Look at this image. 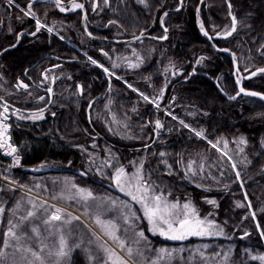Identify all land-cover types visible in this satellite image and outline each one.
Segmentation results:
<instances>
[{
	"label": "rangeland",
	"instance_id": "374dc122",
	"mask_svg": "<svg viewBox=\"0 0 264 264\" xmlns=\"http://www.w3.org/2000/svg\"><path fill=\"white\" fill-rule=\"evenodd\" d=\"M16 2L21 8H26L28 0H16ZM80 2H85V0H80ZM92 2H95V0H88L86 3V9L88 10L87 21L83 19V12L81 10L70 11L68 13L72 15L66 16L59 14V10L55 8L54 4H43L39 6H35L34 4L33 10L37 12L42 22L50 27H54V32L51 34H49L46 29H42L35 40H43L45 35L48 40L52 39V35L57 36L59 39L60 36H63L64 39H60L63 43L73 47L86 59L87 56H91L98 60L99 63L103 64L111 71H114L116 75L109 77L99 69L93 71V66H87L88 64L85 65L81 63V65L76 68L74 66H69L64 61L56 59L55 61H47L37 68L36 71L39 73V84L44 87H52L54 97L58 95V93L61 95L57 96V101L53 104L55 108L46 110L44 117H48L59 107L66 109L67 113L68 111H73L78 115V113L81 112L82 106L85 107L87 103L89 106L90 102L96 97L90 90L94 85L93 83L97 82L101 84L102 89L105 83H107V87L103 93L98 94L99 97L93 101L91 106V122L93 119L97 126L95 129L82 128L80 132L83 133L87 130V133L73 140V144L80 155L78 166L74 168L75 173L54 172L53 170L55 169L66 170L68 167H71V164L48 161L32 167L31 169L34 174L25 178L26 184L14 185L13 190L8 188V182L4 180L0 181V186L3 187V191H0V207L5 209L3 216L0 217V250L7 252L9 254V260L11 261L13 249L11 247L4 249L3 245L5 238L4 233L7 232L9 227V219H11L13 223H20V217L25 216L27 211L32 207L29 203V199L35 201L37 204L47 200L29 193L28 190L35 191L50 199H52L53 196H57L55 201L59 203L62 202L63 205L73 209H65L47 200L48 204H55L57 207L65 209L66 213L70 212L80 217L79 220L72 221L70 226L71 235L68 236L70 245L78 243L82 238L84 241L82 247H88V241L95 240V237L92 235L93 231L103 235L99 226L95 223V216L97 213H100L103 219H116L118 223L123 225L124 221L120 217L119 207L109 211L111 205L107 202L106 198L112 197L117 199V201L130 200V198L126 197L124 193H121L112 185L107 177H102L100 173L96 171V165H99L101 160L108 156L107 150L110 149L113 157L118 159L119 163L125 166L129 172L134 170L129 164L130 161L135 160L137 164H139V162L143 160L145 173L151 172L152 180H156L164 185L165 191L171 189L173 193L172 199L178 197L183 202L186 197L191 198L200 210L202 216L207 215L210 211L218 212V215L214 218L225 228V232L227 233L226 236L189 237L186 240H170L160 236L158 233L153 234L146 231L145 234L148 237L149 248L145 256L148 264H151V261L155 260L158 255L161 257L158 264H260L259 260H253L251 256L264 254V238L259 236L260 229L255 227L256 221H260L261 224L264 225V212L260 211V209L264 207V181L260 182L256 180L248 182V179L255 176L257 171L264 172V145H261V140L264 139V105L254 100V98H251L252 96L241 94V96L236 98L240 103H244V101L247 102L248 110L251 109L254 113L251 120L254 119L256 121L255 124H258L260 127L262 126L261 135L257 138H254V136L250 134L251 132L240 127L230 130L225 129L222 132L221 128L219 130L218 127H213L211 131L208 130L207 124L203 122L207 118L206 116L210 114L209 109L214 103L213 100L206 101L202 94H196V96L192 97V94L189 95L191 89L189 90L187 86L181 84L175 89L173 96L176 97V100L174 105L167 109L178 117V119H173L172 116L167 115L166 111L161 109V106L159 109L156 108V111L150 112L153 109L151 108L153 106L151 99L159 95V89L162 88L166 82L168 83V87L164 94L168 91L169 85H171V82L174 80H180V78L184 79L193 71H203L207 69L206 67H209L208 62L211 59L213 60L214 54L203 48L197 53L192 51L193 53L195 52L192 64L190 63V58L188 61L187 55L183 56L177 54L176 49L178 51L177 47L179 44L184 43L188 45L190 43V39H184L185 37H183L188 34L183 20L168 23L167 19L169 16H164L163 19L165 23L163 25L160 23L162 32L160 33L157 31V33L152 34L150 31L153 30L156 16L155 18L150 17V19H148V12L147 14L145 12L146 9L151 11L154 8V3L151 4L150 7H145L140 4L138 0H109L110 6H106L103 0H99L100 8L97 9L96 12H92L90 8ZM163 2L165 4L167 1L163 0ZM65 3L67 4L68 0H65ZM191 3L192 0H184V7L182 9L185 10ZM147 4L149 5L148 2ZM164 4H162V6ZM177 7H179V1L178 3L176 2V8ZM45 10H47V16H45ZM0 12L2 14L0 29L4 30L5 35H11L13 38L10 42L4 43L3 46H11L20 42L23 44L25 34L22 36L19 34L22 33L23 26L26 27L24 23L32 18L24 16L19 8H10L7 4V0H0ZM76 12H78V14ZM252 14L253 13H251V15ZM109 20L118 21V23L109 25ZM160 20L161 16L159 22ZM200 20L203 21L201 8ZM228 24H230V17L226 15L215 21L217 30H221ZM33 27L35 28V26ZM165 27L168 28V38L165 41L139 39L128 44L102 41L95 43L97 40H93L87 35L88 32H91L92 36L122 39L144 32L151 35L163 36V29ZM240 27L241 26L238 25V33H234L233 36H238ZM33 31H35V29L26 32L30 33ZM57 33H59V35H57ZM97 33L100 34L98 35ZM176 38L178 40V45L176 43H171V40H175ZM174 40L172 42H174ZM100 49L108 52L109 55L107 57L104 56ZM53 52L59 54L61 51L60 49H54ZM85 53H87V56ZM61 54L69 55V53L63 52H61ZM136 54L144 57V62L139 68L133 69L128 67V61L136 62ZM201 56L206 57V59L202 63L197 64L196 61ZM70 57L79 58L75 53H71ZM240 59L241 65L243 66L241 67L240 65L241 76L255 71L256 68L259 67L252 58L248 60L247 57L240 56ZM170 61L175 65V68L170 67ZM113 63L118 64L119 67L113 68ZM53 65H60V67L56 68L53 67ZM245 67L249 69L248 72L244 71ZM6 69H8V67L6 66L4 58L0 57V93L7 97L16 94V96L14 95L13 97H19L24 103H29L31 106H40L44 103L36 98L41 95L45 96L46 102L47 96L49 95L43 90L39 91L34 89L31 85L29 91L33 93V96L27 98V102H25L27 93L22 89H17L15 86L18 80L21 79L26 83L29 82L19 74L15 80H11V84V82H8L10 77L7 76ZM47 69H50L48 73L49 79L41 84L43 80L42 72ZM83 69L87 73L88 80L86 76L84 78L80 75ZM177 69V74L172 75L173 71ZM53 75L57 77L54 84L51 82V77ZM223 76L224 75H220L219 79H217L218 88H224V92L230 96L235 95L236 92L228 88V84L226 85ZM69 77L71 78L69 79ZM117 77H121L122 79H118ZM152 80L153 84L151 83ZM125 81L131 83L135 88H138L148 95L150 98L149 101L143 100L138 92L129 89ZM248 81L255 85L259 81L261 83L264 81V73H257L256 76L250 77ZM109 83L112 85L111 91H109ZM77 84L85 85V91L82 95L78 92L76 87ZM67 103L69 104V108L64 107ZM243 105L238 107L241 115H244V112H246V110H243ZM133 109H135V111ZM156 119H159L163 125H167L166 128L163 127L164 130L169 129L168 131H170L173 127V122H177L176 124L179 126V129L177 127L178 131L176 129L175 131L173 130V132L165 134L159 133L157 135V132H155ZM179 120H184L185 123L190 124L198 131L204 129L208 139L214 142L220 140L219 148L223 149V151H227L232 157V160L224 156L222 151L212 148V146L207 143V140L196 137L190 129L183 127L179 123ZM14 122H16L15 116L12 120L13 125ZM22 122L32 123L34 121L24 120ZM77 123V119H75V124ZM125 125H127V127H125ZM151 126H153L154 129H152ZM163 128L156 131H161ZM251 128L252 127H250V130H252ZM13 129L14 126L10 130L11 136ZM77 130H79L78 126H76L74 131ZM65 132L66 133L63 135L59 132L57 138L59 137L61 140L64 139L65 143L69 144V132ZM240 136L245 137L248 141L247 145L239 146L244 148V152L242 153L239 151V147L236 143V140H238ZM222 137L228 140L227 148H224L223 140L220 139ZM93 143L96 144V147L92 146ZM78 145H83L84 148L87 149V152L83 151ZM160 152H165L167 154L165 159L172 164L174 170L173 175H167V169L160 162ZM89 154H91L92 159L96 162L95 165L91 167L88 163ZM260 156L262 159H260L259 162L257 159L260 158ZM202 157H206V159H202ZM189 160L196 161L193 167L199 168L201 164L204 165V171L200 172L194 179H189L185 176V169ZM177 161L180 162L177 163ZM233 162L236 164V168H232L231 165ZM3 167L4 165H2L1 162L2 176L12 172L13 168H11L10 172H5ZM236 171L240 172L239 179L235 176ZM221 172L224 173L223 176H221ZM91 181H93V183H91ZM188 182H192L189 184L194 186L189 192L187 186ZM66 184L67 188L65 187ZM71 184L88 188L94 193L95 200H90L88 202L87 209L83 201L66 198L76 194L75 189L71 188ZM197 184H203L210 190L206 191L203 187H197ZM224 184H228L229 187L225 189ZM19 185H26L27 187L22 188L19 187ZM37 185H39V187H37ZM62 191L64 192V196H60ZM245 193H247V198H245ZM3 196L5 198L4 201L2 200ZM204 196L216 199L219 203V208L214 210L213 206L205 203L202 199ZM12 198V205L8 206ZM17 201L21 202V207L13 214L12 209L15 208ZM101 201H104V203L101 204ZM237 201L243 204L244 207H237ZM249 201H251V208L247 206ZM98 205L100 206L98 207ZM133 207L137 210L139 209V205L134 203ZM74 209L86 217L93 227L76 213ZM252 212L256 213L255 220L251 216ZM245 216L248 218L244 219ZM42 219L43 217L41 220L35 221L41 228L40 238L35 237L31 232V224L24 222L22 230L28 232L29 236L32 237L30 240L23 241L26 247L30 246L35 250H39V240L41 239L50 246L58 243V235L49 237L48 232L42 224ZM225 220H227L226 225L224 224ZM146 223V221H143L144 225H146ZM244 230L250 233L248 237L243 236ZM65 234L68 235V226H65ZM119 235L126 240L129 246L136 247L134 244L136 237L131 231L124 233L123 229H121ZM104 238L108 240L111 246L115 247L110 239L107 237ZM204 245L208 247L204 248ZM91 248L93 254H97L95 244L91 245ZM161 248L169 249L170 254H160L158 250ZM173 249L175 252L171 251ZM245 250H248V252ZM225 254H227V259H225ZM77 255L84 257L85 264H89L81 249H76L73 252L72 261ZM20 256L21 254L17 252L16 259L19 260ZM136 259L140 260L139 257Z\"/></svg>",
	"mask_w": 264,
	"mask_h": 264
},
{
	"label": "snow or ice",
	"instance_id": "6c2138e0",
	"mask_svg": "<svg viewBox=\"0 0 264 264\" xmlns=\"http://www.w3.org/2000/svg\"><path fill=\"white\" fill-rule=\"evenodd\" d=\"M80 2V0H68V3H65V0H28L26 8H21L20 5L16 2V0H7V4L10 8H19L20 11L24 14V16L31 17L35 20V31L27 33L31 36H36L37 33H40L42 29H46L49 34L54 32V27L48 26L46 23L42 22L40 17L37 15V12L34 11L35 3H53L55 8H57L60 12L66 13L69 11L81 10L83 12V19L87 21L88 19V10L86 9V3ZM138 2L145 7H148L147 0H138ZM227 4V15L230 17V24L225 25L221 30H217V26L215 24L212 25L211 33L208 29H206L203 21L199 20L200 8L196 9V15L198 18L199 29L200 32L209 40L213 41L214 38H224L227 39L232 37L234 33H238V25L243 28H247L251 30L252 25L247 23L246 21L250 18L251 13L246 14L245 17L239 18L234 13L233 8L234 5L232 0H225ZM104 5L110 6L109 0H103ZM200 3L203 4L204 0H200ZM184 7V0H179V7L176 11H180ZM90 8L92 12H96L97 9L100 8L99 0H95L90 4ZM47 10H45V16H47ZM165 17L169 15L167 11L163 14ZM118 21L109 20L108 24H116ZM161 25L165 23L164 19L160 20ZM11 30V29H10ZM164 35L157 37V39H167L168 28L165 27L163 29ZM25 33H20L22 36ZM59 35V33H57ZM88 36H92L91 32L87 33ZM144 35V32H141V37ZM141 37L133 36L134 40H139ZM60 39H64L63 36H60ZM253 42L255 43L257 37H252ZM214 48L215 44L212 45ZM219 51L228 52L231 55L233 64L235 65V72L237 74L236 84L239 86L238 91H236L235 95L228 96L230 100H236L237 97L241 96V94L245 96L252 97H260L264 99V92L259 91H249L247 88L243 86L242 81L245 77L240 75V66L238 64L237 53L232 51L230 48H222L218 49ZM104 56H108V52L100 49ZM251 52V48L248 50ZM258 52L261 56H264V38H261V42L258 46ZM87 56V53H85ZM137 55V61L131 62L128 61V67L136 69L139 68L140 65L144 62V57ZM251 56H248L247 59L251 60ZM87 59L91 62L92 65H98L101 69H103L104 73L108 74L109 77L115 76L116 73L111 71L109 68L105 67L103 64L99 63L98 60L94 59L91 56H87ZM206 57L201 56L196 63H202ZM53 67L59 68L60 65H53ZM113 68L119 67L118 64L113 63ZM170 67L175 68V65L170 61ZM167 70V69H166ZM177 71H173L172 75H176ZM245 72H248L249 69L245 67ZM28 70L25 69L24 74L27 75ZM50 69L44 70L42 72L44 81L49 79L48 73ZM257 73H264V67H258L255 71L250 72V76L254 77ZM71 77H69L70 79ZM118 79H122L121 77H117ZM31 79V77H29ZM57 77L52 76L51 82L54 84ZM125 84L129 89H132L135 92L139 93V96L145 100L149 101V96L144 92L140 91L138 88H135L134 85L125 81ZM17 89H22L27 93L25 98V102H27V98L32 97L33 93L29 91L30 84L26 83L24 80H18L16 86ZM79 94H83L85 91V85L77 84L76 85ZM90 87V85H89ZM109 91H111L112 85L109 83L108 85ZM168 87V83L166 82L162 88L159 89V95L151 99V103L155 104L157 109L160 108V104L157 102L158 100L163 99V94ZM221 92H224V88H220ZM47 93H53V88L48 87L46 89ZM227 95L226 92H224ZM39 101L45 102V96L41 95L36 97ZM173 102H175L176 97H172ZM52 101L49 99L44 107H38L35 110L28 112L27 110L15 107L14 105H10L9 101L4 98V96H0V153H2L6 158H11V163L7 165L4 169L5 172H10L11 168L21 166V155L20 148L17 144L13 142L10 130L13 127V123L11 122L12 116L16 117V125L19 126L20 121L31 120L37 121L44 119V113L47 110V104ZM91 104H89V108H91ZM135 111V109H133ZM166 114L172 116L173 119H178L170 110H165ZM206 114V113H205ZM52 116H55L56 113L52 112ZM179 123L185 127L190 129L191 132L195 134L196 137L207 140V143L212 146V148L217 149L218 151H222L224 156H227L229 160H232V157L228 154L227 151H223V149L219 148L220 140L213 141L208 139L205 135V130H197L193 128L190 124L185 123L184 120H179ZM127 127V125H125ZM164 125L161 123L159 119L155 120V129L158 130L163 128ZM87 131V130H85ZM157 131V135H158ZM223 140L224 148L228 147V140L226 138H220ZM237 146L247 145L248 141L245 137L240 136L238 140H236ZM261 145H264V139L261 140ZM93 147H96V144L93 143ZM83 151L87 152V149L84 148L83 145H78ZM147 147V146H146ZM108 156L101 160L99 165H96V171L100 173L102 177H107V179L114 185L121 193L130 200H119L107 197V202L110 203L111 208L115 209L119 207L120 209V217L123 219L124 224L121 225L117 222L116 219H103L100 213H97L95 216V223L99 226L103 235L93 231L92 235L95 237V240L88 241V247H82L84 244L83 239L76 244H69L68 236L71 235V224L72 221L79 220L80 217L73 215L72 213H66L65 209L61 207H57L55 204H48L47 200L41 201L37 204L35 201L29 199V203L32 205L31 209L27 211L25 216L20 217V223H13L11 219H9L8 230L4 233V249L11 247L13 252L11 254V261L9 260V254L4 250H0V264H72V255L76 249H81L89 264H148L147 258L145 256L146 251L149 248L148 237L146 236V231L151 232L153 234H159L160 236L166 237L170 240H186L189 237H212V236H226L225 228L217 222L214 218L218 215L216 211H210L207 215L202 216L200 210L194 203L191 198H185L183 202L180 198L172 199V191L171 189L165 191V186L159 183L156 180H152V173L144 171V161L141 160L139 164L135 160L130 161L129 164L133 167V171L129 172L125 166L119 163V160L114 158L111 150L108 149ZM239 151L244 152L243 147H239ZM155 155V154H154ZM165 152H160L159 156L161 158V164L165 166L167 169V175L171 176L174 174L173 166L168 162ZM202 159H206V157H202ZM180 161H177L179 163ZM71 164V161H69ZM89 166L95 165V160L92 159L91 154H89ZM196 164L195 160H189L187 167L185 169V176L189 179H194L199 175L200 172L204 171V165L201 164L199 168L193 167ZM43 166V165H42ZM232 168H236V164L232 163ZM110 170V171H106ZM86 174V173H85ZM221 176L224 175L223 172L220 173ZM235 176L237 179L240 178V172L236 171ZM4 181L8 182V188L13 190L14 185H18V181L13 179L10 175L3 176ZM162 179V177H161ZM19 187L25 188L26 185H19ZM39 187V185H37ZM67 188V184L65 185ZM197 187H203L206 191L210 189L207 188L203 184H197ZM229 187L228 184H224V188L227 189ZM71 188L75 189L76 194L73 196L66 197L67 199H78L84 202L85 208L88 207V202L90 200H95V195L92 190L84 187H79L76 184H71ZM0 191H3V187L0 186ZM60 196H64V192L60 193ZM245 198H247V193H245ZM53 200L57 199V196L52 197ZM202 199L208 205L213 206V209L219 208V203L214 198H209L207 196L202 197ZM104 201H101V204ZM133 203L139 205V209H135L133 207ZM237 207H244L239 201L236 202ZM100 205H98L99 207ZM249 208L252 207L251 201L248 202L247 205ZM21 207V202L17 201L15 208L12 209L13 214ZM42 210V211H41ZM261 212H264V207L260 209ZM5 209L0 207V217L3 216ZM39 213V215H38ZM252 218L255 220L256 213H251ZM45 230L48 232V236L58 235V243L50 246L45 243L43 239L39 240V250H35L30 246H25L23 241L32 239L29 236L28 232L23 231L24 222H28L31 224V232L35 235V237H41V228L39 225L35 223L36 220H41ZM248 217L245 216L244 219ZM143 221H146V225L143 224ZM224 224H227V220L224 221ZM143 225V226H142ZM65 226H68V235L65 234ZM255 227L260 229L259 236L264 238V225L261 224L260 221H256ZM123 229L124 233H128L131 231L136 237L134 240V244L136 247L129 246L124 238L119 235ZM19 230V231H17ZM250 233L247 230H244L243 236L248 237ZM104 237L110 239L115 247L111 246ZM12 241V242H10ZM95 244L96 253L93 254L91 245ZM207 245H204V248H207ZM119 249V251L117 250ZM175 252V250H171ZM231 251V250H229ZM248 252V250H245ZM19 252L21 254L20 259H16V253ZM160 254L169 255L170 250L166 248H161L158 250ZM139 257L140 260L136 258ZM161 257L158 255L155 260L151 261V264H158V261ZM225 259H227V254H225ZM253 260H259L260 264H264V254L251 256Z\"/></svg>",
	"mask_w": 264,
	"mask_h": 264
},
{
	"label": "trees",
	"instance_id": "16d2710c",
	"mask_svg": "<svg viewBox=\"0 0 264 264\" xmlns=\"http://www.w3.org/2000/svg\"><path fill=\"white\" fill-rule=\"evenodd\" d=\"M166 1L167 2L164 4L163 0H147V2L149 3L148 7H150V5L154 3V8L151 11L146 9L145 13L147 14L148 12V19H150V17L155 18L156 16L153 30L150 31L152 34L157 33V31L160 33L162 32L159 22L160 16L166 10L176 8V2L178 3L179 0H176V2L175 0ZM199 3L200 0H192V3L189 4V6L185 10H173L168 15V23H173V21L179 22L180 20H183V23L185 24L188 32V34L183 37H185L184 39H190V43L188 45L184 43L179 44V46L177 47L178 51L176 49V52L179 55H187L188 61L191 59V64L195 52H199L202 48L212 52L214 54V57L213 60H209V67H206L207 69L203 71L201 70L200 72L207 73L208 75L216 79H219L220 75H224L223 77L226 81V85L228 84V88H230L233 92H236L238 91V88L236 80L232 75V72L234 70L232 58L227 53L214 48L212 44L200 32L196 17V9ZM232 3L234 5L233 11L235 14H237L238 18H243L246 16V14L253 13L250 18L246 21L247 23H250L252 25V28L251 30H249L241 26L239 29L238 36H232L227 39L217 38L214 40L215 44L218 47H227L230 48L232 51H235L238 56L239 66L241 65L240 56H251L254 62L259 67H264V56H261L258 52V46L261 42V38H264V0H232ZM43 4L44 3H35V6ZM52 4L53 3H47L46 5ZM162 4L164 5L162 6ZM227 12L228 9L225 0H205L201 7V14L206 29H208L211 33V26L215 24L216 20L221 19L222 16H228ZM58 13L66 16L72 15L68 12V14L62 13L60 11ZM76 13L78 14V12ZM1 16L2 14L0 12V20L2 19ZM24 25H26V27L23 26L22 28V32H25L23 40L24 43L21 44L22 42H20L15 47H11L13 45L3 46L4 43L10 42L13 38L11 37V35H5L4 30L0 29V57L4 58V61L6 62V66L8 67V69H6V74L10 77V80L8 82H11V84V80H15L16 77L21 74L26 79V81L34 87V89L42 91L39 84V73L36 70L40 65L42 66V64L47 61H55V59L52 58L51 55L58 56L59 58L56 60L64 61L69 66H74L77 68L82 63L85 65L88 64L87 66H93V71H97V69H99L95 65H92L89 62L85 61L84 59L86 58L82 56L80 52L76 51L70 45L63 43V41L55 35H52L51 40H48L46 35L44 36L45 38L43 40H35V38L39 36V33L35 37L28 35L27 32L35 29L33 27L35 26V20L30 19L28 22H25ZM97 34L99 35L100 33ZM252 37H257L255 43L253 42ZM173 40L174 39L171 40V43H177L178 41L177 38L174 40V42H172ZM95 43L99 42L95 41ZM249 48H251V52L248 51ZM54 49H60L61 52L69 53V55H63L61 54V52L58 54L56 52H53ZM192 51L195 52L193 53ZM71 53L77 54L79 58L70 57ZM64 59L71 60L67 61ZM241 67L243 66L241 65ZM25 69L28 70L27 75L24 74ZM80 75L84 78L85 76L87 77V73L84 69ZM29 77H31V79H29ZM86 79L88 80L89 78L87 77ZM32 80L37 84L36 86L32 85ZM248 80L249 78L245 79L243 84L246 88L264 92V81H262L261 83L259 81L255 85L250 83ZM178 83L183 86H187L189 90L191 89L189 95L192 94V97L196 96V94H202L206 101L213 100L214 103L209 109L210 114L206 116L207 118L203 122L207 124L208 130L211 131L213 127H218L219 130L221 128L222 132L225 129L230 130L233 128L240 127L246 131L251 132L250 134H252L254 138L260 137L262 132V126L260 127L258 124H255L256 121L254 119L251 120V117L254 113L251 111V109L248 110L249 108H247V102L244 101V103H240L237 99H228V97L220 91L215 81L210 77L202 73H194L187 80L182 79ZM93 84L94 85L91 87L90 90L92 93H94L95 96L100 93H103L106 90L107 83H105L103 89L101 88V84L97 82ZM14 95L16 96V94ZM58 95L60 94L58 93ZM58 95L54 97L52 103L49 105L47 110L55 108V106L53 107V104L57 101ZM0 96H4V98L8 100L12 105L24 110H33L38 107H44L45 103L49 100V96H47L46 102H44L40 106H31V104L29 103H24L21 99H19V97H7L2 93H0ZM251 98H254V100L264 105V102L262 100H259L255 97ZM240 105H243L244 111L246 110V112H244V115L240 114V109L238 108ZM64 107L69 108V104L67 103ZM83 107L84 106H82L81 112H79L78 115L75 114L73 111H68L67 113L66 109H62L59 107L55 109V116H52L50 114L48 117H44V119L34 121L32 123L21 121L19 122V126H17L16 122H14L12 139L13 142L17 144L20 148L21 166L13 167L12 172L7 175H10L13 179L18 181V184H26L25 178L34 174L31 168L48 161L62 162L64 164H67L69 163V161H71V167H68V169H55L53 171L75 173L74 168L78 166L80 155L73 144V140H75L76 138H80L81 136H83L84 133H87L86 131H84L83 133L80 132L82 131V128L94 129L97 126L93 119L92 125L88 121V103L87 105H85L84 108ZM13 118L14 116H12L11 122ZM75 119H77V124H75ZM76 126L79 127V130L74 131ZM250 127H252V130H250ZM65 131H67V133L69 132L68 135L70 138L68 139L70 140L69 142L71 144L65 143L64 139L61 140V138H57V134H59V132L63 135L66 133ZM260 159H262L261 156L257 159V161L259 160L260 162ZM0 161L2 162V165H4L3 169H5L7 164L11 162V159L6 158L2 153H0ZM257 164L259 165L258 162ZM257 172L255 173V176L248 179V182L256 180H259L260 182L264 181V177H262L264 176V172ZM91 183H93V181H91ZM189 183L190 182L187 183L188 192L191 191L194 187L190 185L192 182L190 184ZM2 200H5L4 196L2 197ZM12 201L13 198L9 204L7 203L8 206L12 205ZM72 264H85V258L80 255H77L73 259Z\"/></svg>",
	"mask_w": 264,
	"mask_h": 264
},
{
	"label": "water",
	"instance_id": "95a60500",
	"mask_svg": "<svg viewBox=\"0 0 264 264\" xmlns=\"http://www.w3.org/2000/svg\"><path fill=\"white\" fill-rule=\"evenodd\" d=\"M205 1V0H204ZM201 6H202V4L201 3H199V5H198V7L199 8H201ZM197 7V8H198ZM178 8V7H177ZM177 8H174V9H168V10H166L168 13H170V12H172L173 10H176ZM164 14V13H163ZM161 15V18H164V15ZM196 17H197V15H196ZM199 20H200V15H199ZM197 23H198V18H197ZM198 26H199V23H198ZM168 34V33H167ZM202 35H203V33H202ZM135 36H137V37H141V34H138V35H135ZM204 36V35H203ZM205 37V36H204ZM91 38L93 39V40H97V41H102V42H108V43H118V44H128V43H132V42H135L136 40H134L133 39V36L132 37H128V38H122V39H116V38H110V37H102V36H91ZM206 38V37H205ZM140 39H154V40H164V39H157V37L156 36H153V35H151V34H147V33H144V35L140 38ZM207 39V38H206ZM214 39H217V38H214ZM208 40V39H207ZM209 41V40H208ZM212 45L213 44H215V42H214V40L213 41H209ZM216 45V44H215ZM217 50L218 49H222V48H220V47H218L217 45H216V47H215ZM228 53V52H227ZM229 55H230V53H228ZM231 56V55H230ZM51 57L52 58H54V59H58L59 57L58 56H56V55H51ZM65 60H67V61H69V60H71V59H65ZM88 62L89 63H91L89 60H88ZM95 66H97L98 68H100L98 65H95ZM101 69V68H100ZM103 70V69H102ZM194 73H201V72H197V71H193V72H191L190 73V75H189V77H191ZM202 74H204V75H206V76H208V77H210L211 79H213L214 81H215V83L218 85V80L217 79H215V78H213V77H211L210 75H208L207 73H202ZM108 75V74H107ZM232 75L235 77V80H236V78H237V74H236V72H235V65H234V70H233V72H232ZM189 77H187L186 79H188ZM243 77H245V79H248V78H250L251 76H250V73H248V74H246V75H244ZM237 88H239V86L237 85ZM246 88V87H245ZM220 89V88H219ZM249 91H258V90H255V89H250V88H247ZM259 92H262V91H259ZM225 95V94H224ZM227 96V95H226ZM99 97V95H97L91 102H90V104L92 105V103H93V101L96 99V98H98ZM257 98H259V99H261L260 97H257ZM50 100L52 101L53 100V95H52V93L50 94ZM263 101H264V99H262ZM10 104V103H9ZM11 105V104H10ZM48 106V105H47ZM27 111H29V110H27ZM87 116H88V120H89V122H90V124L92 125V122H91V108H89V106H88V109H87Z\"/></svg>",
	"mask_w": 264,
	"mask_h": 264
},
{
	"label": "flooded vegetation",
	"instance_id": "af4514ba",
	"mask_svg": "<svg viewBox=\"0 0 264 264\" xmlns=\"http://www.w3.org/2000/svg\"><path fill=\"white\" fill-rule=\"evenodd\" d=\"M153 36H156V37H160V36H157V35H153ZM168 36V35H167ZM165 40H167V39H164V40H157V41H165ZM18 43H16L15 45H13V46H11V47H15L16 45H17ZM177 44V43H176ZM178 45V44H177ZM85 60V59H84ZM83 61V60H82ZM100 69V68H99ZM101 70V69H100ZM28 73V72H27ZM29 76V75H28ZM27 76V77H28ZM180 80H182L181 78H180ZM179 79H177V80H174L173 82H171V85H169L170 87L168 88V91L163 95V99H161V100H158V103L160 104V106H161V109L163 110H166V109H168V108H170V107H172L173 105H174V102H173V100H172V97H173V95H174V92H175V89H176V87L180 84V83H178L179 81H180ZM185 80V79H184ZM33 81V80H32ZM151 83L153 84V80L151 81ZM32 85H34V86H36L37 84L33 81V84ZM150 86V85H149ZM40 88L44 91V92H46V89L48 88V87H44V86H42V85H40ZM156 88H158V87H156ZM47 93V92H46ZM49 93H47V95H48ZM164 107H163V106ZM151 108H153L151 111H150V109ZM150 109H149V111L150 112H154V111H156V107H155V104H153V106L151 107ZM177 122H173L172 124H173V127L171 128V130L170 131H168V130H164V128H166L167 127V125L166 124H164V128H163V130H161V131H158V133H161V134H165V133H169V132H173V130L175 131L176 129H177V127H178V129H179V126H177V124H176ZM151 128L152 129H154V127L153 126H151ZM178 129H177V131H178ZM154 131V130H153ZM155 132H157L156 130H155ZM196 186V185H195Z\"/></svg>",
	"mask_w": 264,
	"mask_h": 264
},
{
	"label": "crops",
	"instance_id": "0c3cea01",
	"mask_svg": "<svg viewBox=\"0 0 264 264\" xmlns=\"http://www.w3.org/2000/svg\"><path fill=\"white\" fill-rule=\"evenodd\" d=\"M28 192H29V193H32V194H34V195L40 196V197H42V198H45V199L48 198V197H46V196L43 197V196H41L40 194H38L37 192L32 191V190H30V191L28 190ZM47 200H49V201H51L52 203H55V204H57V205H60L61 207L65 208V209H68V210H69V209H73V208H71V207H67L66 205H63L62 202H61V203H62V204H61V203H59V202H57V201H55V200H52V199H50V198H48ZM74 210H75V209H74ZM75 212L79 214V211L75 210ZM79 215H80V214H79ZM81 217H82V216H81ZM84 218L86 219V217H84ZM84 218H83V219H84ZM85 219H84V220H85ZM85 221H86V220H85ZM86 222H87V221H86ZM87 223H88V222H87ZM88 224L90 225V223H88ZM91 226H92V225H91ZM92 227H93V226H92ZM33 242H34V241H33ZM34 243H35V242H34ZM35 246H36V245H35Z\"/></svg>",
	"mask_w": 264,
	"mask_h": 264
},
{
	"label": "bare ground",
	"instance_id": "6f19581e",
	"mask_svg": "<svg viewBox=\"0 0 264 264\" xmlns=\"http://www.w3.org/2000/svg\"><path fill=\"white\" fill-rule=\"evenodd\" d=\"M39 194V193H38ZM41 195V194H40ZM41 196H43L44 197V195H41ZM48 199V198H47ZM79 214H80V212H79ZM80 216H82V218H84V216L82 215V214H80ZM85 219V218H84ZM88 223H90V225H92L91 224V222L89 221V220H87V218L85 219ZM118 251H119V249H117Z\"/></svg>",
	"mask_w": 264,
	"mask_h": 264
},
{
	"label": "built area",
	"instance_id": "2783aa9c",
	"mask_svg": "<svg viewBox=\"0 0 264 264\" xmlns=\"http://www.w3.org/2000/svg\"><path fill=\"white\" fill-rule=\"evenodd\" d=\"M3 180L2 172H1V166H0V181Z\"/></svg>",
	"mask_w": 264,
	"mask_h": 264
}]
</instances>
